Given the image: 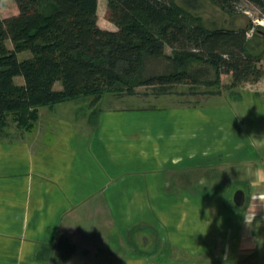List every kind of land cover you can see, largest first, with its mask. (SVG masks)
<instances>
[{
  "label": "crops",
  "instance_id": "obj_1",
  "mask_svg": "<svg viewBox=\"0 0 264 264\" xmlns=\"http://www.w3.org/2000/svg\"><path fill=\"white\" fill-rule=\"evenodd\" d=\"M254 84L248 95L263 93L264 80ZM72 101L39 108L30 131L12 124L0 138V264H162L167 241L197 264H264L262 193L242 189L235 206L223 188L209 201L198 191L214 178L216 151L241 149L208 122L209 102ZM227 168L215 171L227 178ZM139 243L152 254L133 252Z\"/></svg>",
  "mask_w": 264,
  "mask_h": 264
},
{
  "label": "trees",
  "instance_id": "obj_2",
  "mask_svg": "<svg viewBox=\"0 0 264 264\" xmlns=\"http://www.w3.org/2000/svg\"><path fill=\"white\" fill-rule=\"evenodd\" d=\"M105 1L115 30L98 25V0H15L18 14L0 18V138L12 124L30 131L39 108L78 98L183 102L226 88L238 99L237 88L264 80L245 29L207 27L175 0ZM209 1L227 11L234 2ZM23 51L30 56L19 59ZM221 75L230 83L221 86ZM198 84L211 89L200 93Z\"/></svg>",
  "mask_w": 264,
  "mask_h": 264
},
{
  "label": "rangeland",
  "instance_id": "obj_3",
  "mask_svg": "<svg viewBox=\"0 0 264 264\" xmlns=\"http://www.w3.org/2000/svg\"><path fill=\"white\" fill-rule=\"evenodd\" d=\"M179 5L185 7L192 14L199 16L203 24L207 27H217V28H227V29H245L246 38L248 39V51L251 54L259 55L260 61L258 66L263 68L264 66V4L258 3L254 0H234L232 5V10L227 11L222 9L220 6L209 0H175ZM18 14V7L15 0H0V18H7ZM97 21L98 25L106 30H115L116 26L110 22L107 18L106 13V1L98 0L97 6ZM8 46H11L10 42H7ZM29 51H23L18 54L19 59L29 57ZM14 81L17 84L23 83L22 77H15ZM231 81L230 75H221L220 83L221 86H225ZM254 84V83H253ZM200 89V93L205 92L210 87L207 85L198 84L196 85ZM260 87H262L260 85ZM55 88H60V84L56 83ZM139 91H147L150 88L136 87ZM185 89V88H184ZM264 88L261 89V94L255 93V90H260L259 85L250 86L248 83L237 88L236 92L239 95L238 99H234L227 95L226 88H222V94L217 96L218 98L212 99L206 94H201L195 97H183L187 99V103L191 104L193 102L207 105L206 108L210 109L211 116L208 117V122L213 123L218 127L219 133L222 136L223 133L229 135V141L238 144L240 143L241 149L239 151H233V147L230 149V155H225L223 151L219 153L215 152L216 164L212 168L215 170L221 168H227L230 174H227V178L224 177V173L218 176L214 170V178L212 173L205 174V178L201 179V187L199 188V193L204 197L210 193L208 201L215 199V193L226 194L225 198L228 202H233V194L237 190H244L246 193L248 191L252 193H262V195L257 196L256 203H264ZM108 95V94H107ZM106 97V95H105ZM145 100L148 97H139ZM134 99V98H133ZM172 102L174 98H170ZM72 101V100H71ZM79 101V100H78ZM135 101V99H134ZM74 100L72 101V103ZM157 102V101H155ZM161 102V100L159 101ZM103 103V101L101 102ZM168 104H170L168 102ZM102 105V104H101ZM85 105H83L84 107ZM87 106V105H86ZM172 106V105H171ZM190 106V105H188ZM203 123V120H202ZM213 126V130L216 131V127ZM25 131V130H24ZM25 133V132H23ZM227 156H234L233 163L231 165H220L218 162L226 161ZM242 156H246L244 159ZM238 157L239 160L237 159ZM248 164V165H247ZM248 168H251V172ZM194 175L195 172H193ZM211 178V179H210ZM224 183V187H214V184ZM213 186V187H212ZM227 190V191H226ZM242 190V191H243ZM200 196V195H199ZM197 196H190V200H195ZM259 197V198H258ZM200 198V197H199ZM198 198V199H199ZM262 199V200H261ZM251 200H248V204ZM249 209V208H247ZM259 209V208H258ZM264 215V209L262 210ZM253 217V216H252ZM251 217V219H253ZM264 221H261V223ZM264 230V224L259 228ZM258 229V230H259ZM86 231V230H84ZM130 236V235H129ZM128 236V237H129ZM130 240V238H129ZM141 242V239L139 240ZM147 243L151 242V239L146 240ZM139 243L137 248L133 246V252L139 255L150 256L149 250L152 248V244L146 247L141 246ZM162 246L166 248V253L169 254V258L166 259L163 256L162 264H197L198 260L193 259L184 252L180 244H173L169 241L163 243ZM145 248L146 250H143ZM147 252V253H146ZM146 253V254H145ZM151 258V257H150ZM205 261V259H204ZM211 261L205 262L203 264H210ZM215 262L214 264H216Z\"/></svg>",
  "mask_w": 264,
  "mask_h": 264
},
{
  "label": "water",
  "instance_id": "obj_4",
  "mask_svg": "<svg viewBox=\"0 0 264 264\" xmlns=\"http://www.w3.org/2000/svg\"><path fill=\"white\" fill-rule=\"evenodd\" d=\"M244 194L241 190L235 191L233 194V202L236 206H242L244 204Z\"/></svg>",
  "mask_w": 264,
  "mask_h": 264
},
{
  "label": "bare ground",
  "instance_id": "obj_5",
  "mask_svg": "<svg viewBox=\"0 0 264 264\" xmlns=\"http://www.w3.org/2000/svg\"><path fill=\"white\" fill-rule=\"evenodd\" d=\"M234 204V202H232ZM235 205V204H234ZM236 206V205H235Z\"/></svg>",
  "mask_w": 264,
  "mask_h": 264
}]
</instances>
